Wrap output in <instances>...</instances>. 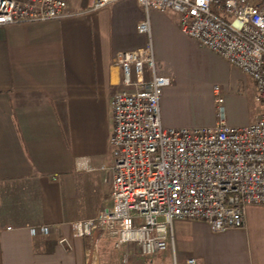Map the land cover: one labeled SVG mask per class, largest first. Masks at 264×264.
Returning a JSON list of instances; mask_svg holds the SVG:
<instances>
[{"label":"crops","instance_id":"1","mask_svg":"<svg viewBox=\"0 0 264 264\" xmlns=\"http://www.w3.org/2000/svg\"><path fill=\"white\" fill-rule=\"evenodd\" d=\"M87 3L67 0V10H84ZM144 19L136 0H119L86 15L0 27V264H106V251L115 255L111 264H127L129 245L110 248L106 235L87 262L71 224L109 205L110 97L120 83L112 57L145 45L137 32ZM149 22L156 64L171 81L160 100L162 125L213 126L215 115L202 125H183L175 105L198 98L185 91L194 90L197 77L204 80L199 75L229 64L182 35L178 15L150 10ZM84 160L92 171L83 169ZM246 219L243 228L222 233L203 221H175L161 261L264 264L261 249L231 234L246 230ZM39 226L49 232L32 235Z\"/></svg>","mask_w":264,"mask_h":264},{"label":"built area","instance_id":"2","mask_svg":"<svg viewBox=\"0 0 264 264\" xmlns=\"http://www.w3.org/2000/svg\"><path fill=\"white\" fill-rule=\"evenodd\" d=\"M119 0H88L71 13L67 0H0V27L59 21L97 12ZM145 19L137 32L142 48L119 51L112 63L120 71L119 88L110 97L113 157L109 205L96 217L73 222L87 262L97 250L95 234L113 240L114 249L137 247L154 257L172 246L175 221H203L214 233L245 226L247 210L264 206V0H136ZM179 17L182 35L194 40L247 76L260 105L250 125L226 123L217 96L215 122L194 129L165 128L160 99L170 79L155 61L149 11ZM80 164L93 169L86 160ZM47 226L32 235L47 234ZM172 264H198L195 258Z\"/></svg>","mask_w":264,"mask_h":264},{"label":"rangeland","instance_id":"3","mask_svg":"<svg viewBox=\"0 0 264 264\" xmlns=\"http://www.w3.org/2000/svg\"><path fill=\"white\" fill-rule=\"evenodd\" d=\"M199 76L204 78V80H200L197 77V81L193 84L194 90L188 87L185 91L186 94L196 91L198 98L175 105V111L180 115L181 119L179 121L183 125H202L207 122L209 117L215 115L217 99V96L213 93L215 87H217L219 97L223 101L226 112V123L229 126L243 127L255 121L260 112V105L255 99L254 88L246 76L227 64ZM164 91L165 88L162 91V95ZM231 234L235 235L237 239L239 237L240 240L245 241L255 251L261 249V254L264 258V206H253L248 212L246 230ZM101 238L98 234L94 236L97 243ZM106 244L110 248L113 247L112 241H108ZM129 247L131 249L130 254L125 255L127 257V264L130 263V260L132 264H149L152 261V257L144 258L140 256L137 247L133 245H129ZM162 254H157L152 264H163L164 260L163 262L161 261ZM105 255L107 256H105L107 260L106 264H111L110 261H113L115 255H109L107 251Z\"/></svg>","mask_w":264,"mask_h":264}]
</instances>
